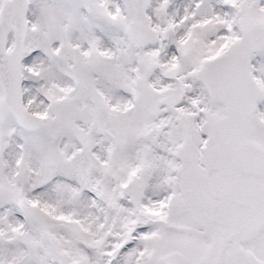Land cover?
<instances>
[{
	"label": "snow or ice",
	"instance_id": "obj_1",
	"mask_svg": "<svg viewBox=\"0 0 264 264\" xmlns=\"http://www.w3.org/2000/svg\"><path fill=\"white\" fill-rule=\"evenodd\" d=\"M0 264H264V0H0Z\"/></svg>",
	"mask_w": 264,
	"mask_h": 264
}]
</instances>
